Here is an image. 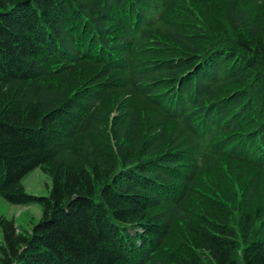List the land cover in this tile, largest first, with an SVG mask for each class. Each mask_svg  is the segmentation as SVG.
Wrapping results in <instances>:
<instances>
[{
	"label": "trees",
	"instance_id": "16d2710c",
	"mask_svg": "<svg viewBox=\"0 0 264 264\" xmlns=\"http://www.w3.org/2000/svg\"><path fill=\"white\" fill-rule=\"evenodd\" d=\"M263 181L264 0H0V264H264Z\"/></svg>",
	"mask_w": 264,
	"mask_h": 264
},
{
	"label": "rangeland",
	"instance_id": "374dc122",
	"mask_svg": "<svg viewBox=\"0 0 264 264\" xmlns=\"http://www.w3.org/2000/svg\"><path fill=\"white\" fill-rule=\"evenodd\" d=\"M226 177L222 179H215L213 176L207 175L206 178L208 180H212L214 182H218L222 186L226 187L228 182L226 179L231 180V184L235 186L236 189V199H240V194L242 192V188L239 181H236L235 177L236 173L231 172L230 170L225 171ZM235 176V177H234ZM242 181V180H241ZM243 182V181H242ZM264 182V181H263ZM22 183L24 188L31 193L35 194H48L52 181L51 177L48 173L44 172L39 166L30 170L23 178ZM263 184V183H262ZM230 186V185H229ZM232 187V186H231ZM232 194V193H231ZM8 217L14 218L16 223L19 225V228H27L29 229L31 225L40 218L41 216V206L38 203H28V204H13L5 201L0 196V218ZM2 241V232L0 228V242Z\"/></svg>",
	"mask_w": 264,
	"mask_h": 264
}]
</instances>
